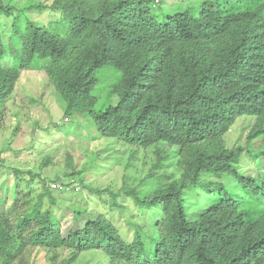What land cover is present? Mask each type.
<instances>
[{"label": "trees", "instance_id": "obj_1", "mask_svg": "<svg viewBox=\"0 0 264 264\" xmlns=\"http://www.w3.org/2000/svg\"><path fill=\"white\" fill-rule=\"evenodd\" d=\"M154 7V0L37 2L24 10H50L57 20L15 15L7 45L0 32V104L13 97L22 70L42 71L65 118L81 115L90 132L131 147L132 157L161 146L158 167L176 150L181 170L177 178L150 175L157 184L146 192L96 190L108 192L111 208L121 209L116 199L124 195L153 219L150 234L135 226L131 242L101 214L64 238L47 180L14 170L15 192L24 190L10 213L0 212L1 264H35L24 258L34 251L51 264H87L81 257L91 251L104 264H264V177L234 167L264 133V0H202L163 21ZM11 9L0 0V16ZM106 66L118 77L97 108L96 74ZM243 116L254 120L247 146L228 148L224 136ZM81 173L72 168L68 176ZM225 175L240 194L219 181ZM186 191L208 201L193 221Z\"/></svg>", "mask_w": 264, "mask_h": 264}, {"label": "rangeland", "instance_id": "obj_2", "mask_svg": "<svg viewBox=\"0 0 264 264\" xmlns=\"http://www.w3.org/2000/svg\"><path fill=\"white\" fill-rule=\"evenodd\" d=\"M4 2L14 9L10 10L9 16H0V32L6 45L15 15H19L22 22L28 17L44 25L57 20L58 13L50 10H43L41 13L24 10L37 2L49 7L52 0ZM201 2L202 0H154V13L158 21H163L168 14L197 7ZM13 60L14 57L9 55L4 63L9 66ZM96 77L99 83L94 92L98 97L96 107L100 108L106 105L108 87L118 74L106 66L98 70ZM112 101L113 104L117 102L115 96ZM63 107L61 99L48 85L45 74L35 70H22L14 86L13 97L3 105L0 104V111L3 110L0 117V212L10 213L15 196H18L20 190H24V187H18L15 192L17 180L14 170H19L26 179L31 177L27 173L30 172L32 176L39 175L46 179L48 184H66L61 190H52L56 200L54 212L59 219L64 238L70 231L81 229L88 220H93L99 214L109 220L127 242L133 239L135 226L142 227L150 234L148 228L153 219L148 212H141L132 200L124 195L116 199L122 206L121 209L111 208V196L108 192L98 194L96 190L110 188L115 192L125 186L146 192L157 184V180L149 177L152 174L177 178L181 170L176 163V150L158 167L156 152L161 150V146H158V149L155 146L139 149L132 157L131 147L114 139L100 138L90 132L81 115L75 114L65 118ZM253 123L251 117L238 118L224 136L226 146L231 149L246 147L247 134ZM263 153L264 133L246 147L234 167L244 174L264 177ZM47 158L49 161L46 163ZM68 162H71V166ZM70 167L82 173L69 177L72 171ZM219 181L232 192L240 194L231 177L225 175ZM36 184L35 180L31 186L33 194L40 192ZM192 191H186L184 204L190 221L195 220L208 205L202 191L200 199L194 197ZM80 209H84L85 213H81ZM87 253L82 254L83 262L105 263V256L101 252ZM29 256L25 254L24 258L34 260L35 264H51L47 260L49 256L43 251H34Z\"/></svg>", "mask_w": 264, "mask_h": 264}, {"label": "built area", "instance_id": "obj_3", "mask_svg": "<svg viewBox=\"0 0 264 264\" xmlns=\"http://www.w3.org/2000/svg\"><path fill=\"white\" fill-rule=\"evenodd\" d=\"M49 187L52 190H54V189L61 190L63 188L62 184H60V183H49Z\"/></svg>", "mask_w": 264, "mask_h": 264}]
</instances>
